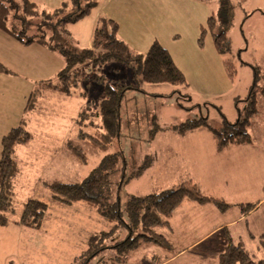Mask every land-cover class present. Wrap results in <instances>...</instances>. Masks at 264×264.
Here are the masks:
<instances>
[{"label":"rangeland","instance_id":"obj_1","mask_svg":"<svg viewBox=\"0 0 264 264\" xmlns=\"http://www.w3.org/2000/svg\"><path fill=\"white\" fill-rule=\"evenodd\" d=\"M62 1L36 0L37 6L45 10H52ZM233 1L236 6L232 24L227 33L230 51L225 54V57L230 58L233 62L232 80H229L226 73L220 74L216 71L210 73L209 67H205L202 68L205 75L199 74L198 77H190L192 85L187 89L168 83H142L141 90H127L120 105V135L118 139L107 150L87 148V157L84 163L78 162L69 153L66 146L69 138L78 143H84L77 139L79 126L84 130L92 131L93 129L87 128V121L82 124L75 122L77 118H80V115L75 113L78 110L77 98L81 97L82 100L84 99L83 102H87L88 99L95 102L99 95H102L103 87L102 84L94 80L97 71L101 70L105 73V81L121 80V78H124V81H129L131 70L128 67L116 68L102 65V67L92 69L90 64L83 65L82 74L88 73V76L84 77L83 81L79 80V85L71 89L70 93L76 94L73 100L68 101V98L65 102L57 100L56 98L62 96L60 92L54 93L57 97L48 98L49 90L40 87V95L38 89L34 87L32 90L36 93V99L30 101L33 104H29V107L26 108L29 99L28 93H26V97L19 95L18 110H14L11 106L1 107L3 108L0 117L1 128L10 127L11 122L18 125L17 121L11 119L16 115L18 120L20 119L19 122L23 118L25 119L26 126L31 132V138L24 147L19 148V159L16 157L21 167L14 179L15 213L7 225H0V264H80L82 259L79 255L87 247L89 233L107 228L97 212L93 208L87 207L85 203L79 201L71 206H65L54 200L49 190L44 186L43 182L46 179L58 178L65 182L82 181L99 165L102 158H108L118 150H121L122 153H117L116 159H113L110 164L119 168L123 163L124 156L127 175L135 172L140 166L146 165L137 177H132L127 181L119 193L122 200L126 198L127 193L145 194L155 189L174 187L182 179L192 177L195 180L194 177L201 176L204 165L203 152H193L190 159L192 161L200 160L197 164L192 163L188 159V142L184 141L185 139L180 135L183 133H177L171 129V126L188 118L197 119L205 116L210 126L219 128L223 117L230 121L235 119L236 110L233 97L237 96L238 99H243L246 96L253 80L252 66L260 68L262 75L260 83L264 84V0ZM96 2L88 15L68 24L73 42L77 46L86 45L87 41L85 40L90 35L97 9L104 0H96ZM210 2L216 4V0ZM190 31L192 30L189 28L186 43L189 56L196 59L198 55L201 57L208 55L209 51L211 52L209 43L205 42L203 50H198L193 43L195 49L190 43L195 41L192 39L193 34ZM206 41H210L209 38ZM209 60L211 61L210 58ZM240 60L247 63H241ZM211 63L213 62L211 61ZM199 66L197 63V67ZM10 90L13 91V94L8 92ZM8 91L6 95L1 89L2 106L15 102L16 88L11 86ZM6 97L8 98L7 102L4 101ZM62 97H66V95L63 94ZM80 102L82 101L80 100ZM244 105V101L238 102L240 108ZM95 107L93 104L91 110L94 111ZM258 109L259 111L252 118L251 126L248 129L251 140L253 137L258 139L264 135V98L259 91ZM19 110L20 112H18ZM20 114L22 117H19ZM72 117H74V122ZM185 135H188V131L185 132ZM63 136L65 137L64 141L66 140L64 150L61 149ZM203 144L205 145V143ZM259 167L260 165L256 167V169L258 168L256 184L264 182V174L259 172ZM116 173L113 176L118 177L119 173ZM250 186L253 187V185ZM254 188L257 187L254 186ZM256 193L258 192L256 191ZM248 195L251 196V192ZM28 197L42 198L49 204L45 217L39 222L38 227L14 224ZM189 201L200 204L211 202L209 200ZM243 226L244 224L241 222L238 228L242 229ZM121 233L122 235L117 230L104 237L102 242L107 247L93 255L84 264H120V261H115V250L109 248L108 244L119 239V236L123 237L125 230ZM241 240L254 260L264 257V237L247 239L243 235ZM143 243L145 244L147 241L144 240ZM259 243L263 244L259 245ZM152 245L158 246L153 242ZM225 245L226 241L224 247Z\"/></svg>","mask_w":264,"mask_h":264},{"label":"trees","instance_id":"obj_2","mask_svg":"<svg viewBox=\"0 0 264 264\" xmlns=\"http://www.w3.org/2000/svg\"><path fill=\"white\" fill-rule=\"evenodd\" d=\"M96 0H63L52 10L40 9L31 0H0V28L16 37L24 44L37 42L58 53L63 58V66L57 71L55 81L48 79L43 83L64 93L79 85V80L88 76L82 74V66L90 64L92 69L102 65L112 67H128L131 70L129 81L124 78L105 81L103 71H97L94 80L102 84V95L93 102L88 99L81 109L80 118L75 122H86L87 128L79 126L77 139L67 140L66 146L73 157L84 163L87 148L107 150L120 135V105L125 92L129 89L141 90L142 83H168L180 85L184 89L190 87L183 72L174 62L169 51L154 39L145 52L133 50L118 36V23L110 17L99 16L93 30L92 41L89 46H77L73 42L68 24L86 16L96 5ZM236 3L233 0H216V8L208 15L204 25L200 27L198 44L203 45L204 37L210 34L218 53L227 54L230 51L228 29L232 24ZM241 63H247L240 60ZM225 69L230 77L233 76L234 66L231 59H224ZM253 80L246 96L236 98L237 117L230 121L225 117L221 126L214 128L207 122V117L188 118L171 129L177 133H185L199 126L207 127L214 135L218 148L230 143H246L251 140L248 131L252 118L258 113V91L264 98V84L260 68L252 66ZM0 70L5 67L0 63ZM90 75V74H89ZM40 91V87L37 88ZM189 96V94H188ZM36 99L33 91L28 99ZM244 101L243 107L238 102ZM177 102V101H176ZM95 104L94 111L91 110ZM178 104V102H177ZM97 120V121H96ZM22 119L16 126H12L1 137L0 151V225H7L15 213L13 204L14 179L20 171L16 159V146L25 144L31 133ZM118 150L108 158H102L99 165L82 181L65 182L58 179L45 180L44 186L51 197L71 206L79 201L93 208L103 219L107 228L89 233L87 247L81 252L80 264L87 262L103 248V238L115 231L125 230L123 237L108 244L115 250V261H123L127 254L143 241L164 245L166 240L158 232V228L168 226L169 218L184 199L198 202L211 201L219 210H225L229 203L216 197H209L191 180H183L174 187L155 189L145 194L127 193L122 200L119 193L127 181L137 177L146 167L140 166L135 172L126 174V159L119 168L110 164L116 159ZM110 165V166H109ZM143 169V170H142ZM118 172L119 176L116 175ZM243 208L247 210L250 208ZM49 204L38 197H28L15 222L24 226L38 227L45 217ZM250 236H253L250 233ZM226 245L218 255V264H264V257L254 260L242 240L235 241L226 232ZM261 233L258 238H263ZM85 253V254H84Z\"/></svg>","mask_w":264,"mask_h":264},{"label":"crops","instance_id":"obj_3","mask_svg":"<svg viewBox=\"0 0 264 264\" xmlns=\"http://www.w3.org/2000/svg\"><path fill=\"white\" fill-rule=\"evenodd\" d=\"M31 1L38 4L36 0ZM210 1L212 0H104L97 9L90 35L86 38L87 42L84 46L91 44L98 17L107 16L118 23V36L135 51L145 52L150 43L157 39L169 51L190 86L192 85L190 77L205 75L202 70L205 67H209L210 73L213 71L226 73L229 80H232L224 66V59L230 58L218 53L210 34L205 35L203 45L200 46L197 41L200 27L216 8V4ZM189 28L192 30L190 31L193 34L192 39L195 40L190 42L192 46L195 47L193 44L195 43L198 50H203L205 42H208L211 48L208 55L203 57L198 55L196 59L189 56L186 45ZM207 38L210 41H206ZM0 63L5 67L4 71L0 70V93L2 89L7 95L11 86L16 88L15 102L2 106L3 100H0V117L3 110L1 107L11 106L14 110H18L19 95L26 97L28 93L27 97H29L34 87L49 90L48 98L57 97L54 94L56 92H60L62 96L65 94L66 97L56 98L62 102L76 97L74 92L64 93L43 84L48 79L55 81L57 71L63 66L62 56L37 42L24 44L1 28ZM8 92L13 94L11 90ZM79 98L76 101L77 115L86 103L83 102L84 99ZM235 98L237 96L233 97L236 118ZM4 101L7 102L8 98L6 97ZM19 117L22 115L20 114ZM11 119L17 121V124L20 123L16 115ZM71 119L74 122V117ZM24 124L26 126V121ZM14 125L16 124L11 122L10 127ZM1 126L2 123H0V151L1 137L10 129V127L3 129ZM204 127L199 126L188 131V135L180 134L184 141L188 142V159L192 157L193 152H203L202 158H204L201 176L194 177L195 180L191 177L181 181L191 180L197 184L203 194L222 199L229 203V206L225 210H219L211 202L200 204L184 199L170 216L168 226L158 228V232L166 240L165 244L155 246L151 242L141 243L130 251L120 264H218V255L224 249L226 232L234 240H241L243 235L247 239H256L264 233V182L255 183L258 182L257 165H260L259 172L264 174V135L258 139L253 137L246 143H230L220 149L212 132ZM64 139L63 136L62 150L66 142ZM24 145L16 146L17 158L20 157L19 148ZM199 160L191 161L197 164ZM256 160L260 164L255 162ZM250 192L251 196L248 195ZM248 205H251L250 208L244 211L243 208ZM241 222L244 226L239 229L238 225ZM14 224L20 225L16 222ZM250 233L253 236H250Z\"/></svg>","mask_w":264,"mask_h":264}]
</instances>
